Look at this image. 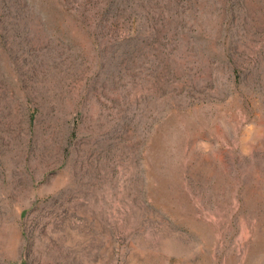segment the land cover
Segmentation results:
<instances>
[{"label": "rangeland", "instance_id": "obj_1", "mask_svg": "<svg viewBox=\"0 0 264 264\" xmlns=\"http://www.w3.org/2000/svg\"><path fill=\"white\" fill-rule=\"evenodd\" d=\"M0 264H264V0H0Z\"/></svg>", "mask_w": 264, "mask_h": 264}]
</instances>
